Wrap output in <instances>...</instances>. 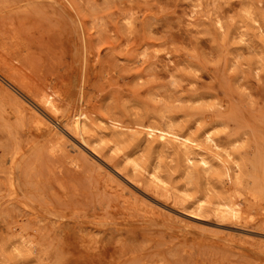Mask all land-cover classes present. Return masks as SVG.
I'll return each instance as SVG.
<instances>
[{"label":"rangeland","instance_id":"1","mask_svg":"<svg viewBox=\"0 0 264 264\" xmlns=\"http://www.w3.org/2000/svg\"><path fill=\"white\" fill-rule=\"evenodd\" d=\"M0 264H264V0H0Z\"/></svg>","mask_w":264,"mask_h":264},{"label":"bare ground","instance_id":"2","mask_svg":"<svg viewBox=\"0 0 264 264\" xmlns=\"http://www.w3.org/2000/svg\"><path fill=\"white\" fill-rule=\"evenodd\" d=\"M43 101V100H42ZM49 102V103H48ZM53 101H51L49 98H46V103H48V105H50ZM58 103V102H57ZM58 105H56L55 103L52 104V109L55 111H58L59 108L57 107ZM56 113V112H55ZM45 114V113H44ZM53 115V114H52ZM54 118V117H53ZM41 120V119H40ZM51 122V121H50ZM54 122V121H53ZM92 122V119L89 115L85 114L84 112H78V113H75V115L73 116V119H72V123L74 125V128H76L82 135H84L85 133V128L87 126L88 123H91ZM92 124V123H91ZM49 131V130H48ZM137 166L135 167H139L138 164H136ZM140 168V167H139ZM158 178V177H156ZM159 181L161 182H164L162 179H158ZM223 209L234 215V216H237L242 214L243 211V208L240 206V205H227L225 204V206L223 207ZM224 211V212H225ZM223 212V211H221ZM222 214V213H221ZM244 214V213H243ZM223 216V214H222ZM225 217V216H224ZM229 217V216H227ZM231 217V216H230ZM229 217V218H230ZM240 217V216H239Z\"/></svg>","mask_w":264,"mask_h":264}]
</instances>
